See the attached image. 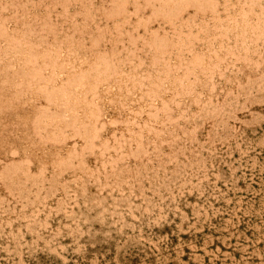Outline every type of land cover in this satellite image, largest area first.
Masks as SVG:
<instances>
[{"label": "bare ground", "instance_id": "obj_1", "mask_svg": "<svg viewBox=\"0 0 264 264\" xmlns=\"http://www.w3.org/2000/svg\"><path fill=\"white\" fill-rule=\"evenodd\" d=\"M0 264H264V0H0Z\"/></svg>", "mask_w": 264, "mask_h": 264}, {"label": "rangeland", "instance_id": "obj_2", "mask_svg": "<svg viewBox=\"0 0 264 264\" xmlns=\"http://www.w3.org/2000/svg\"><path fill=\"white\" fill-rule=\"evenodd\" d=\"M249 132V131H248ZM257 180H258V178H256ZM253 180H255L254 178H253ZM253 182V181H252ZM256 182V181H255ZM253 184V183H252ZM258 184V183H257ZM257 184H253V186L255 185V187L257 186ZM186 199H188V201H190V199H192V197H190L189 196V198H186ZM191 201H193L194 202V200L192 199ZM190 201V202H191ZM190 204V203H189ZM192 204V203H191ZM188 205V204H187ZM183 207V209L184 210H186V211H188V209H189V207L188 206H186V205H183L182 206ZM154 213V212H153ZM171 214V217H173L174 215L172 214V213H170ZM173 215V216H172ZM170 216V215H169ZM171 217H170V219H171ZM59 217H57L56 218V220L58 221L59 219H58ZM134 219H136V218H134ZM175 220H176V217H174V219H171V221L174 223L175 222ZM136 221V220H135ZM157 228V227H156ZM155 227L153 228V231L154 232H157L159 235H163L162 237H160V241L161 242H163L164 241V244L163 243H161V245H163V247H162V249L164 248V245H165V247H167L166 245L168 244V247L169 246H171V245H174L175 244V239H174V236H168L167 234H165V227L163 228V229H161L160 230V232L158 231V228L156 229ZM166 242H168V243H166ZM199 248V247H198ZM197 247H196V249L194 248L193 250L194 251H196V252H199V250H197L198 249ZM164 249H167V248H164ZM199 249H201V248H199ZM195 252V253H196ZM71 255V256H70ZM70 255H68V258L70 257L71 259H72V257H73V259L75 258V254L74 253H70ZM183 255V254H182ZM186 254H184V256H185ZM183 256V260H185V262H187V258L188 257H184ZM69 258V260H70V262L73 260H71ZM26 259H27V256H26ZM69 260H68V262H69ZM184 262V261H183ZM184 262V263H185Z\"/></svg>", "mask_w": 264, "mask_h": 264}]
</instances>
